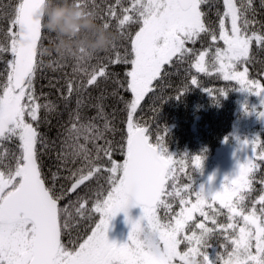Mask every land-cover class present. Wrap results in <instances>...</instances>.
<instances>
[{
    "label": "snow or ice",
    "instance_id": "obj_1",
    "mask_svg": "<svg viewBox=\"0 0 264 264\" xmlns=\"http://www.w3.org/2000/svg\"><path fill=\"white\" fill-rule=\"evenodd\" d=\"M73 2L86 14L100 18L87 0ZM207 3L208 0H130V6L122 8V17L117 16L115 7L110 5L102 25L107 30L110 27L107 17L116 18L120 34L130 38V49L124 55L116 51L114 59L97 57L90 71L83 65L92 59L91 53L81 48L71 55L75 60L73 72H83L87 79L75 88L73 79L66 81L64 99H70L74 92L77 94L76 109L70 114L71 127L66 129L64 141L72 150L58 154L57 158L63 165L81 164L74 170L66 169L69 175L64 179L71 181L70 187L58 186L60 165L56 172L45 173L40 163V149L48 146L45 135L39 131L40 123L47 122V118H42L40 113L42 109L51 112L55 107L51 102L41 104L34 87L36 71L42 63L39 57L47 52L42 43L47 38L44 34H53L44 28L37 15L45 0H17L14 5L5 6L7 10L0 18L7 20L9 26L0 29L3 37L0 53L10 51L12 59L6 61L4 73H0L6 75V80L0 83V264H176L177 261L191 264L197 255L202 256V264H213L208 255L200 251L208 234L233 230L235 235L237 229L236 223L213 229L206 226L208 220L214 226L217 224L215 217H209L205 211V207L211 208L215 202L227 210L230 221L243 223L238 228V236L231 240L234 248L224 264H264V218H261L264 207L260 208L258 216L255 207L247 210L244 204L243 193L251 190L250 175L257 167L253 159L249 156L239 165L238 174L230 179L226 177L221 190L206 194L202 186L199 190L193 187L192 175L187 172V157L175 161L168 151L165 136H157L153 142L148 127L137 119L141 102L146 95L155 92L163 79L165 65L171 64L173 57L182 60L188 54L196 55L194 67L206 73L209 71L206 57L211 52V68L223 80L237 82L254 94H264V83L250 79L249 68L244 66L250 63L253 40L264 44V35L252 28L259 24L264 31V21L255 19L254 0H223L224 10L217 11L215 25L202 10V5ZM260 8L264 10V0H260ZM226 21L230 27H226ZM129 24L140 25L134 35L125 30ZM201 34L210 36L213 43L222 41L224 47L217 46L213 50L210 46L194 53L186 45L195 44L202 38ZM115 47L113 41L102 51ZM110 64L129 65L124 79L113 81L117 90L130 93V99L120 98L124 103L126 132L122 131L119 141L109 140L105 135L116 129L104 114L103 94L97 98L101 102L93 105L98 109L97 117L85 119L80 111L83 91L88 86H96L100 78L107 80L115 75L109 72ZM241 66L243 69L238 70ZM191 84H198L195 77ZM221 93L226 94V91ZM112 94L117 92L114 90ZM260 116L264 117V112H260ZM98 118L105 121L102 128L95 123ZM81 139L85 143H80ZM257 139L245 140L244 144L252 147ZM11 140L17 142L16 152L3 148L4 142ZM100 140L104 143H96ZM88 142L93 144L92 148L87 146ZM117 152L122 155V161L114 158ZM261 160L264 161V157ZM202 162V156L197 155L192 158L191 167L202 168ZM177 163L190 181L183 189L170 184L175 181ZM102 173H107L104 178L108 190L103 194L97 192L90 210L100 214L98 221L78 247L69 248L62 242V233L68 232L71 236L68 230L73 220L85 215L88 201L79 197L66 206H62L61 201L86 181L99 179ZM193 192L195 202L185 198ZM166 197L179 198L178 212H173ZM258 202L264 205V195ZM131 204H139L143 211L139 219L128 218L132 225L129 241L119 245L110 242L107 230L111 219L120 211H127ZM161 208L165 210L164 220L158 214ZM197 214L203 218L194 224L199 234L197 231L187 234L186 229L195 222ZM86 218L91 219V215ZM182 240L192 245L184 252L178 250Z\"/></svg>",
    "mask_w": 264,
    "mask_h": 264
},
{
    "label": "trees",
    "instance_id": "obj_2",
    "mask_svg": "<svg viewBox=\"0 0 264 264\" xmlns=\"http://www.w3.org/2000/svg\"><path fill=\"white\" fill-rule=\"evenodd\" d=\"M16 2L17 0H0V17L7 10L5 6L14 5ZM87 3L93 11L100 14V18L96 19L100 24L104 22L108 6H114L117 16L121 17L123 15L122 8L130 6V0H120V3H117L116 0H87ZM254 6L256 7L255 19L264 21V10L260 8V0H254ZM202 10L207 13V19L215 25L218 20L217 11L219 10L222 13L224 10L223 0H208L207 4L202 5ZM107 19L110 23L107 31L114 35L116 47L108 52L100 51L92 54V59L83 65L89 71L91 66L97 63V57L107 58L111 56L114 59L116 51L124 55L125 51L130 49V38L120 34L117 28V19L112 17H107ZM226 22L229 25V22ZM8 26L9 22L0 18V29H6ZM139 26L138 24H129L125 30L134 35L135 31L139 30ZM252 28L258 34L264 35V31L260 29L259 24L252 25ZM44 35L47 38L42 41L43 48L48 51L39 57L42 63L36 71L34 87L37 95L40 96L41 104L51 102L55 107L51 112L42 109L40 113L42 118L46 116L47 122L42 120L39 131L45 135L48 141L47 148L40 149V163L45 173H48L49 170L56 172L57 166L60 165L61 179L58 181V186L64 184L66 187H70L71 181L64 179L69 175L66 169L74 170L81 167V164L70 162L63 165L57 158L58 154L72 150L65 145L64 141L67 135L66 129L71 127L70 114L76 109L77 94L74 92L70 99H64V96H67L66 81L73 79L75 88L81 81H86L87 77L83 72H73L75 60L71 56L61 58L52 51L56 39L54 34L45 33ZM201 35L202 38L197 40L195 44H187V47L192 48L194 53L198 54L199 51L208 49L210 46L213 50L217 46L224 47L222 41L218 40L213 43L210 36ZM2 39L3 37L0 35V40ZM211 56L212 53L209 52L206 57V66L209 68L206 73L198 72L194 67L196 61V55L194 54H188L182 60L173 57V62L165 65L162 69L163 79L159 81L155 92L146 95L141 102L137 115V119L141 124L148 127L153 142L157 136H165L168 151L173 154L175 161L179 162L185 156L187 157V172L192 175L193 182L195 177L200 176V168L191 167L192 158L197 155L208 156L221 146L232 131L239 110V95L242 86L237 82L223 80L222 76L211 68ZM250 57V63L244 65L249 68V78L264 83V71H262L264 69V44L254 39L251 45ZM11 59L10 51L0 53V73H4L6 61ZM128 68L129 65L126 64H110L109 72L115 75H110L107 80L100 78L96 86H88L81 95L84 103L80 111L82 116L87 119L97 117L98 109L93 105L101 102L97 98L103 94L104 98L101 103L103 104L104 114L116 129L114 133L109 131L105 135L113 141H119L122 131L126 132V125L123 123L125 119L124 103L120 98L130 99V93L124 89L117 90V86L113 81H122ZM238 69L242 70L243 66ZM192 77L197 79V85L191 84ZM5 80L6 75H0V83ZM114 90L117 92L116 95L112 94ZM222 90L226 91V94H220ZM62 92L63 96L61 95ZM104 122V119L101 118L95 121L101 128ZM80 143H85V141L81 139ZM96 143L103 144L104 141L100 140ZM87 146L92 148L93 144L88 142ZM3 148L5 151L16 152L17 142L15 140L6 141ZM114 158L120 161L123 159L118 152L114 153ZM106 175L107 173H102L99 179L94 177L92 180L86 181L84 185H81L75 192L69 193L66 199L61 201L62 206L68 205L70 201L76 202L79 197H84L88 201L85 205V215L73 220L72 227L68 230L71 236L68 235V232L62 233V242L67 247H78V244L83 242V239L90 234V227L98 221L100 214H95L90 210L97 198V192L103 194L108 190V184L104 178ZM261 181H264V161H261L257 171L252 175L251 190L243 193L246 209L251 210L255 207L258 216L260 215V208L264 207L258 202L259 197L264 195V183H261ZM171 183H174L178 189H183V185L190 183L187 175L181 172L179 163L176 164L175 181H170ZM193 187L196 188L194 183ZM193 193L191 196H193ZM191 196H185V198ZM166 199L172 204L173 212H178L180 207L179 198L166 197ZM158 210L162 220H164L166 218L165 210L163 208ZM219 212L215 216L217 224L214 226L210 222L212 224L211 229L228 223H236L237 229L234 230L235 235H233V230H228L225 233L217 230L208 234L200 251L205 252L213 264H224V260L229 259V254L234 248L231 240L238 236V228L243 224L240 220L230 221L227 218L226 209L221 208ZM89 215H91V219L86 218ZM198 219L201 220L202 217ZM194 224L195 222L190 224L189 230L195 228ZM70 240L72 243H70ZM196 259L199 264H202V256L197 255Z\"/></svg>",
    "mask_w": 264,
    "mask_h": 264
},
{
    "label": "rangeland",
    "instance_id": "obj_3",
    "mask_svg": "<svg viewBox=\"0 0 264 264\" xmlns=\"http://www.w3.org/2000/svg\"><path fill=\"white\" fill-rule=\"evenodd\" d=\"M226 27H230V23L228 25L226 22ZM260 112H264V94L257 95L241 87L239 110L233 129L221 146L212 154L202 157L203 162L202 168H200V176L194 178L196 190H199L202 186L205 193L209 195L215 191L221 190L225 183V178L227 177L230 179L238 174L239 165L245 162L249 156L257 165L254 172L257 171L262 161L261 157H264V117L260 116ZM255 137H258V139L252 147L250 144H244L245 140H252ZM253 173L250 175L251 180ZM187 199H191L192 202H195V193ZM209 203L212 202L209 201ZM220 209L221 206L218 202L213 203L211 208L205 207V211L209 214V217L217 216L220 213ZM142 211V207L139 204H131L127 211H120L114 216L107 230L108 240L118 245L128 242L132 227L128 218L131 217L132 220L139 219L142 215ZM158 214L160 215L159 210ZM199 217L200 216L197 214L195 224L200 222V219H198ZM210 222V220L205 221L209 229L212 227ZM241 226H243V224ZM191 231H197L199 234L200 230L197 228L191 230H189V228L186 229L187 234H191ZM183 242L184 240L181 241L178 247V250L181 252L186 251L188 247L192 246L187 242ZM253 243H255V241H253ZM176 264H179V262L177 261Z\"/></svg>",
    "mask_w": 264,
    "mask_h": 264
},
{
    "label": "clouds",
    "instance_id": "obj_4",
    "mask_svg": "<svg viewBox=\"0 0 264 264\" xmlns=\"http://www.w3.org/2000/svg\"><path fill=\"white\" fill-rule=\"evenodd\" d=\"M37 15L44 28L56 38L52 51L64 57H70L81 48L91 54L100 52L109 48L115 39L93 15L86 14L73 0H45ZM191 264L199 262L193 257Z\"/></svg>",
    "mask_w": 264,
    "mask_h": 264
},
{
    "label": "flooded vegetation",
    "instance_id": "obj_5",
    "mask_svg": "<svg viewBox=\"0 0 264 264\" xmlns=\"http://www.w3.org/2000/svg\"><path fill=\"white\" fill-rule=\"evenodd\" d=\"M238 170H239V168H238Z\"/></svg>",
    "mask_w": 264,
    "mask_h": 264
}]
</instances>
